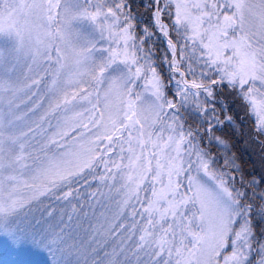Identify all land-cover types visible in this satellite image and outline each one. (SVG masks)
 I'll use <instances>...</instances> for the list:
<instances>
[{
    "label": "snow or ice",
    "instance_id": "obj_1",
    "mask_svg": "<svg viewBox=\"0 0 264 264\" xmlns=\"http://www.w3.org/2000/svg\"><path fill=\"white\" fill-rule=\"evenodd\" d=\"M0 239L264 264V0H0Z\"/></svg>",
    "mask_w": 264,
    "mask_h": 264
},
{
    "label": "trees",
    "instance_id": "obj_2",
    "mask_svg": "<svg viewBox=\"0 0 264 264\" xmlns=\"http://www.w3.org/2000/svg\"><path fill=\"white\" fill-rule=\"evenodd\" d=\"M239 147L241 149V154L245 161H248L250 159L253 161L256 160V155L251 150L244 151V145H240Z\"/></svg>",
    "mask_w": 264,
    "mask_h": 264
},
{
    "label": "rangeland",
    "instance_id": "obj_3",
    "mask_svg": "<svg viewBox=\"0 0 264 264\" xmlns=\"http://www.w3.org/2000/svg\"><path fill=\"white\" fill-rule=\"evenodd\" d=\"M20 259H27L28 257H19ZM5 259L4 244L2 239H0V260Z\"/></svg>",
    "mask_w": 264,
    "mask_h": 264
}]
</instances>
